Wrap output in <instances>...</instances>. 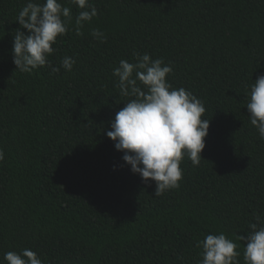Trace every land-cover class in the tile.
Listing matches in <instances>:
<instances>
[{"label":"trees","instance_id":"1","mask_svg":"<svg viewBox=\"0 0 264 264\" xmlns=\"http://www.w3.org/2000/svg\"><path fill=\"white\" fill-rule=\"evenodd\" d=\"M28 0H0V264L31 248L43 264H198L197 240L223 232L244 264L248 224L264 225V140L247 90L264 75V0H91L83 35L57 38L47 66L13 63ZM35 2V0H34ZM106 35L100 42L91 32ZM133 53L163 58L166 79L202 100L209 119L199 166L185 157L178 189L154 196L107 137L128 98L113 68Z\"/></svg>","mask_w":264,"mask_h":264},{"label":"clouds","instance_id":"2","mask_svg":"<svg viewBox=\"0 0 264 264\" xmlns=\"http://www.w3.org/2000/svg\"><path fill=\"white\" fill-rule=\"evenodd\" d=\"M79 11L72 30L83 35L85 23L97 16L91 0H69ZM71 8L60 0H28L19 11L16 21L25 32L17 29L13 38L12 56L16 70L32 74L40 67H49L52 72L61 68L71 71L76 63L65 56L60 67L52 66L48 57L55 52L53 45L60 36L66 35L72 23ZM91 35L104 42L106 35L93 29ZM134 61L121 59L112 70L117 78L120 95L128 98L110 122L106 132L114 142V148L123 153L122 160L130 165L134 174H139L144 183L155 182L154 196L178 189L183 179L182 160L187 157L193 166H199L201 152L205 148L209 119L202 100L185 88H174L166 79L172 73L170 64L163 58L152 59L148 53H133ZM246 108L249 120L264 140V75L248 86ZM5 159L0 149V162ZM250 231L236 235L238 241H247L243 249L244 264H264V225L248 224ZM201 249L198 264H240L239 245L223 232L207 234L197 240ZM6 264H43L38 253L31 248L6 251Z\"/></svg>","mask_w":264,"mask_h":264}]
</instances>
